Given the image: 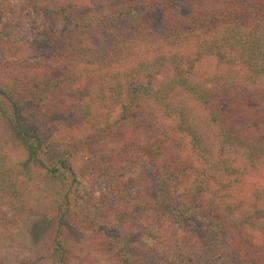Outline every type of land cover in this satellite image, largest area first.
Segmentation results:
<instances>
[{
    "label": "trees",
    "instance_id": "1",
    "mask_svg": "<svg viewBox=\"0 0 264 264\" xmlns=\"http://www.w3.org/2000/svg\"><path fill=\"white\" fill-rule=\"evenodd\" d=\"M38 1L0 0V119L50 183L51 264H71L81 226L116 242L122 264H264V0L109 1L86 14ZM27 4L44 15L36 61L8 32ZM89 81L99 106L120 110L98 133L117 149L110 189L124 199L110 225L93 220L71 163L87 140L52 149L27 116L45 101L69 112ZM140 216L149 223L125 238Z\"/></svg>",
    "mask_w": 264,
    "mask_h": 264
},
{
    "label": "rangeland",
    "instance_id": "2",
    "mask_svg": "<svg viewBox=\"0 0 264 264\" xmlns=\"http://www.w3.org/2000/svg\"><path fill=\"white\" fill-rule=\"evenodd\" d=\"M46 1L39 0L38 4L44 5ZM59 1L51 0L49 5ZM63 1L68 6L78 7L82 14L106 9L105 4L109 1L114 7L124 3L123 0H102L101 3L100 0ZM43 19V9H34L33 5L27 4L19 11L16 22L8 31L35 61L40 58L36 36ZM55 22L60 31L66 27L60 19ZM75 87L73 90L79 95V102L64 101L69 112H63L62 105H58L57 101H45L42 109H31L27 116L36 128V134L49 142L52 149L58 143L75 144L78 140H87V144L76 149L71 163L93 220L110 225L115 220L116 207L124 199L120 200L110 189L109 164L117 149L114 144L102 141L98 133L107 123L117 119L120 110L111 104L106 108L99 106L96 83L89 81ZM0 167L8 181L0 182V264H51L49 245L53 223L50 183L43 172L27 162L22 142L1 119ZM140 217L131 220L130 227L123 228L125 238L135 241L141 234L139 230L149 223ZM191 226L202 235L214 234L196 218L192 219ZM175 230L181 234L180 229ZM72 238L71 264H97L96 261L98 264H122L116 242L101 240L82 226L77 228Z\"/></svg>",
    "mask_w": 264,
    "mask_h": 264
}]
</instances>
